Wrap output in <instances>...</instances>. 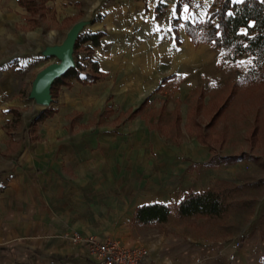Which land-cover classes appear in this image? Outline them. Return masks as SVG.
<instances>
[{
	"label": "crops",
	"instance_id": "1",
	"mask_svg": "<svg viewBox=\"0 0 264 264\" xmlns=\"http://www.w3.org/2000/svg\"><path fill=\"white\" fill-rule=\"evenodd\" d=\"M77 2L50 0V16L60 26L80 12V20H96L86 34L105 35L89 61L98 64L103 77L93 84L73 80L62 86L55 102L45 107L53 110L45 120L36 122L43 108L27 122L31 102L24 97L45 66L36 72L27 56L2 48L9 54L0 61V264H94L87 247L73 241L75 233L144 246L158 264H188L195 257L193 240L173 233L170 219L173 209L180 218H198L181 217L176 210L190 192L223 194L210 185L191 188L188 174L197 157L213 156L212 136L204 127L212 133L217 123L204 125L194 108L183 117L181 94L169 95L167 89L172 84L179 91L185 79L197 83L192 66L202 60H195L216 50L195 44L186 31V23L210 16L216 0ZM13 4L23 11L25 28L28 13L18 0ZM160 4L166 13L158 18ZM46 19L29 31L42 34L51 20ZM204 95L196 109L209 106ZM158 96L161 106L154 110ZM171 100L176 102L173 126L185 118L196 129L193 148L201 151L189 162L186 141L169 143L162 123L150 121L155 112L164 116ZM208 147L211 154L204 151ZM227 157L221 158L223 165L241 161L230 163ZM154 204L170 207L168 221L139 223L138 208Z\"/></svg>",
	"mask_w": 264,
	"mask_h": 264
},
{
	"label": "rangeland",
	"instance_id": "2",
	"mask_svg": "<svg viewBox=\"0 0 264 264\" xmlns=\"http://www.w3.org/2000/svg\"><path fill=\"white\" fill-rule=\"evenodd\" d=\"M14 1L0 0V61L9 54L2 51L5 46L12 53L27 56L28 64L32 65L36 72L41 67L58 63V58L47 57L44 51L48 47L61 45L72 26L84 20L75 22L69 21L71 18H68L60 26L52 19L49 11L45 17L46 20H51L44 24V32L39 34V30L29 31L32 28L29 24L23 28V11L17 10ZM85 21L88 24L82 28L80 36L86 34L93 20ZM240 33L248 34V30L243 28ZM201 50L202 48L196 49L199 53ZM207 53H204L203 59L195 60H202V63L192 66V72L195 73L193 75L198 77L197 83H190L185 79L179 91L172 84L167 90L169 95L173 92L181 94V108L185 109L183 117L189 108H194L195 113L199 111L197 117L204 125L211 120V114L207 113L209 106L234 91L229 108L217 121L213 132L210 133L208 128L204 127L212 136L213 156L209 159L208 154L202 158L197 157L199 159L188 167V174H191L192 179L195 178L190 180L191 188L202 189L210 185L219 190L223 193L229 211L225 217L206 219L180 218L173 209L170 219L171 231L192 238L193 242L189 245L190 250H194L195 257L192 262L189 260L188 264H264V63H257L249 55L234 60L230 49H210ZM89 59L86 52H81L77 57L74 55L76 63L79 62L88 68ZM10 64L14 67L20 66L18 60H12ZM30 87H25V93ZM201 92L205 94L202 101L209 106L196 109ZM29 95L24 96L25 100L31 102L30 107H27V122L39 113V110L45 108L31 100ZM161 102V98L156 97L151 108L157 110ZM175 107L176 102L171 100L167 105L166 114L160 118L155 112L151 114L150 121L162 123L167 131L169 143L174 145L176 139L186 141V159L189 162L196 151H201L198 150L199 147L197 150L193 148L196 129L189 125L185 118L182 124L173 126ZM208 150L211 154L210 147L204 149L206 153ZM227 156H239L241 161L238 164L223 165L221 158ZM209 165L214 167L208 168ZM195 184L204 186L198 187Z\"/></svg>",
	"mask_w": 264,
	"mask_h": 264
},
{
	"label": "trees",
	"instance_id": "3",
	"mask_svg": "<svg viewBox=\"0 0 264 264\" xmlns=\"http://www.w3.org/2000/svg\"><path fill=\"white\" fill-rule=\"evenodd\" d=\"M48 2L49 0H18L19 5L30 15L27 21L32 28L40 26V19L49 12ZM210 11V16L204 22H197L194 25L186 23V31L195 44H209L217 50L230 49V55L234 60L240 56L249 55L257 63H264V1L244 0L241 3H233L232 0H216ZM165 13L166 6L160 4L156 9L157 17L160 18ZM82 15L80 12L79 16L69 21L76 22ZM95 21L93 20L92 23ZM243 28L248 30V34L240 33ZM104 35V32H98L79 36L74 55L77 57L81 52H86L91 57L95 49L100 46ZM89 65L88 68L77 62L75 68L56 80L52 87V103L58 98L60 88L71 86L73 80L83 84H93L103 77L96 62L89 61ZM233 98L234 91L208 108L207 113L211 114L210 126L217 123L229 108ZM52 114L51 108H45L36 122H41ZM239 160V156L225 158V161L230 163ZM176 210L181 217L219 219L227 215L229 207L221 193L209 190L202 193H188L176 206ZM169 213L170 207L166 205L143 206L138 208L136 220L151 226L167 222Z\"/></svg>",
	"mask_w": 264,
	"mask_h": 264
},
{
	"label": "water",
	"instance_id": "4",
	"mask_svg": "<svg viewBox=\"0 0 264 264\" xmlns=\"http://www.w3.org/2000/svg\"><path fill=\"white\" fill-rule=\"evenodd\" d=\"M87 24L88 22L85 20L77 22L69 30L61 45L48 47L44 51L45 56L58 58L59 62L43 68L33 81L29 97L36 104L50 107L53 102L52 87L54 83L76 67L74 60L75 45L80 36V31Z\"/></svg>",
	"mask_w": 264,
	"mask_h": 264
},
{
	"label": "built area",
	"instance_id": "5",
	"mask_svg": "<svg viewBox=\"0 0 264 264\" xmlns=\"http://www.w3.org/2000/svg\"><path fill=\"white\" fill-rule=\"evenodd\" d=\"M73 241L87 247L94 264H158L151 260L150 250L141 245L125 246L115 238L100 240L78 233Z\"/></svg>",
	"mask_w": 264,
	"mask_h": 264
}]
</instances>
